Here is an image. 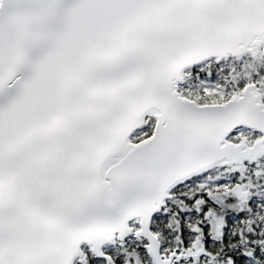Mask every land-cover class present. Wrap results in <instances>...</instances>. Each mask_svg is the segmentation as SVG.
I'll list each match as a JSON object with an SVG mask.
<instances>
[{"label": "snow or ice", "instance_id": "1", "mask_svg": "<svg viewBox=\"0 0 264 264\" xmlns=\"http://www.w3.org/2000/svg\"><path fill=\"white\" fill-rule=\"evenodd\" d=\"M0 264H264V0H0Z\"/></svg>", "mask_w": 264, "mask_h": 264}]
</instances>
